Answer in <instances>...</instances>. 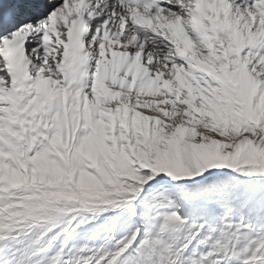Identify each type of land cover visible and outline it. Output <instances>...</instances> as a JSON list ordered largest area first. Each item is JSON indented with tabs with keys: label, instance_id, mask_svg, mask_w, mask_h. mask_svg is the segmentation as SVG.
<instances>
[{
	"label": "snow or ice",
	"instance_id": "6c2138e0",
	"mask_svg": "<svg viewBox=\"0 0 264 264\" xmlns=\"http://www.w3.org/2000/svg\"><path fill=\"white\" fill-rule=\"evenodd\" d=\"M0 264H264V0H0Z\"/></svg>",
	"mask_w": 264,
	"mask_h": 264
}]
</instances>
